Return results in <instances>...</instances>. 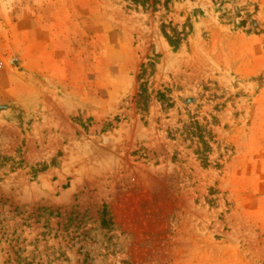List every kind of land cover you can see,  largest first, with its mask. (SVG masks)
Wrapping results in <instances>:
<instances>
[{"label": "rangeland", "instance_id": "obj_1", "mask_svg": "<svg viewBox=\"0 0 264 264\" xmlns=\"http://www.w3.org/2000/svg\"><path fill=\"white\" fill-rule=\"evenodd\" d=\"M0 264H264V0H0Z\"/></svg>", "mask_w": 264, "mask_h": 264}, {"label": "crops", "instance_id": "obj_2", "mask_svg": "<svg viewBox=\"0 0 264 264\" xmlns=\"http://www.w3.org/2000/svg\"><path fill=\"white\" fill-rule=\"evenodd\" d=\"M80 103H81V101H80ZM45 115H47V114H45Z\"/></svg>", "mask_w": 264, "mask_h": 264}]
</instances>
